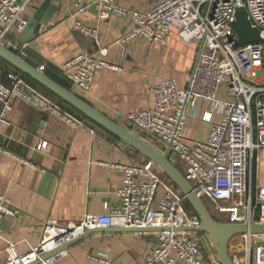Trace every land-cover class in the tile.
<instances>
[{"label": "built area", "instance_id": "built-area-1", "mask_svg": "<svg viewBox=\"0 0 264 264\" xmlns=\"http://www.w3.org/2000/svg\"><path fill=\"white\" fill-rule=\"evenodd\" d=\"M35 0H0V43L26 56V45L17 41L30 22ZM70 13L74 28L82 35L99 40L97 27L85 22L91 7L99 22L111 16H127L131 26L117 40L119 45L141 39L147 46L165 45L175 29L185 43L195 44L197 53L187 85L163 78L151 88L152 104L128 112L124 119L133 132H142L150 145L168 151L177 159L182 173L198 197L210 205L219 221L264 222V0H154L147 9L119 5V0H50ZM246 8L261 39L239 44L232 23L235 9ZM31 46V45H30ZM109 43L98 44L93 52H79L60 66L73 85L88 90L97 71L120 69L107 59ZM43 70V65L37 66ZM0 81V126H9L15 101H23L44 115L58 117L69 126L85 123L55 98L31 84L21 71L7 69ZM189 110L209 124L205 138H189ZM47 146L41 141L37 148ZM1 149V148H0ZM255 154V192L252 201V159ZM143 156V155H142ZM175 165V164H174ZM123 174L117 192L120 206L103 214H86L71 225L46 224L35 247L19 254L9 242L0 264H28L72 241L91 228L194 227L200 224L196 212L185 206L178 186L151 160L113 164ZM206 204V202H205ZM207 206V205H206ZM6 196L0 193V220L15 215ZM212 214V213H211ZM213 216V215H212ZM157 242L145 254L142 264H221L215 254L204 253L197 231H155ZM43 260L54 264L58 255ZM232 264H264V233L237 234L229 242ZM106 263V262H105ZM107 264V263H106Z\"/></svg>", "mask_w": 264, "mask_h": 264}, {"label": "crops", "instance_id": "crops-1", "mask_svg": "<svg viewBox=\"0 0 264 264\" xmlns=\"http://www.w3.org/2000/svg\"><path fill=\"white\" fill-rule=\"evenodd\" d=\"M42 2L35 0L34 5L37 8ZM118 3L144 10L154 0ZM85 22L97 27L98 41L80 34L70 13L66 15L65 9L58 8L30 42L33 51H25V58L35 67L43 65L51 79L128 130L125 115L152 104L153 83L170 78L180 87L187 85L197 49L194 43L181 40L175 29L169 31L165 45L147 46L139 38L119 45L117 40L131 26L129 17L111 16L99 22L93 9ZM104 43L111 45L107 59L120 69L97 71L88 90L73 85L60 69L61 64L76 53L93 52ZM7 69L14 68L0 62V81L6 80ZM13 105L9 114L11 125L0 126V193L17 213L0 220V261L5 260L3 251L9 242L15 244L19 254L37 246L46 224L71 225L86 214H103L119 207L117 192L123 174L113 164L141 161L143 157L89 119L84 118L83 125L69 126L21 100ZM196 122L200 127L194 129ZM208 128L209 124L189 110V138H205ZM133 133L150 145L142 132ZM41 141H47V146L37 148ZM156 237L154 231L148 230H95L60 253L54 264H142L145 254L155 246ZM207 244L206 251L211 254L213 249ZM175 264L184 263L177 260Z\"/></svg>", "mask_w": 264, "mask_h": 264}, {"label": "water", "instance_id": "water-1", "mask_svg": "<svg viewBox=\"0 0 264 264\" xmlns=\"http://www.w3.org/2000/svg\"><path fill=\"white\" fill-rule=\"evenodd\" d=\"M58 7L50 0H44L35 10L30 18V22L26 29L18 35L17 41L21 44H29L35 37L44 29V27L51 21L52 15L57 11ZM96 10L95 7H91V10ZM235 19L232 23L234 31L238 36V43L245 44L251 42H257L261 39L260 30L256 27L245 7L240 6L235 9ZM27 50L33 51L30 45H26ZM0 59L7 62L15 70L21 71L32 81L47 89L50 93L58 97L61 101L72 106L75 110L81 113L87 120H91L105 131H108L113 136H116L121 141L127 143L137 153L143 155L147 159L151 160L157 167H159L171 181L179 187L185 196L188 203H190L193 210L196 212L200 219V224L194 227H176L170 228L167 226L159 227H119V228H91L85 230V232L74 239L69 241L57 249L45 253L40 258L28 263L38 264L43 260L51 258V256L57 255L59 252L66 250L78 239L85 237L95 230H133V231H159V230H184V231H197L203 233L208 237L214 252L221 261V264H232L229 253V242L237 234H262L264 233V222L262 223H235L224 222L215 219L211 213H209L205 202H203L189 182L184 177L180 169L177 168L168 158L169 152H160L149 145L141 137L136 136L133 132L126 127L121 126L113 119L104 115L97 110L92 104L85 102L82 98L76 95L72 90L70 91L66 87L59 84L54 79H51L43 70L35 67L25 57L13 52L3 43H0ZM252 201L254 202L255 192V154L252 159Z\"/></svg>", "mask_w": 264, "mask_h": 264}, {"label": "rangeland", "instance_id": "rangeland-1", "mask_svg": "<svg viewBox=\"0 0 264 264\" xmlns=\"http://www.w3.org/2000/svg\"><path fill=\"white\" fill-rule=\"evenodd\" d=\"M196 121V120H195ZM198 127H200V125L196 122V123H194V125H193V128L194 129H197ZM152 144V143H151ZM173 161H174V164L177 166V168L178 169H180L181 170V172L183 171V169H182V165H181V163L175 158V159H172ZM163 174L164 175H166L164 172H163ZM167 179H168V181L170 182V178L167 176ZM175 185V184H174ZM204 202H206V205H207V207L209 208V210H210V205H209V203L207 202V201H204ZM184 203H185V206L186 207H188L191 211H193V208L191 207V205H190V203H188V201L187 200H185L184 201ZM212 214L211 215H213V217H217L216 216V214L214 213V212H211ZM200 236L202 237V245H203V248L205 249V252L208 254V256L211 258V256H213V255H215L216 253L214 252V249H213V247H212V244L210 243V240L208 239V237L206 236V235H204L203 233H200ZM205 243L208 245V248H210V249H213L212 251H211V254L210 253H208L207 251H206V247L207 246H205ZM210 245V246H209ZM212 247V248H211Z\"/></svg>", "mask_w": 264, "mask_h": 264}, {"label": "trees", "instance_id": "trees-1", "mask_svg": "<svg viewBox=\"0 0 264 264\" xmlns=\"http://www.w3.org/2000/svg\"><path fill=\"white\" fill-rule=\"evenodd\" d=\"M0 62L4 63L7 65V63L2 59H0ZM27 80L33 84L35 87H39L44 93L48 94L49 96L53 97V99L55 98L59 103H62L65 107L69 108L70 110L72 109L73 111H76L72 106L70 107L69 105H67L66 103H64L63 101H61L58 97H56L55 95H53L52 93H50L47 89H45L44 87L40 86L39 84L35 83L34 81H32L29 77H27L25 74H23ZM80 114V113H78ZM81 115V114H80ZM83 118H85L84 116H82Z\"/></svg>", "mask_w": 264, "mask_h": 264}]
</instances>
